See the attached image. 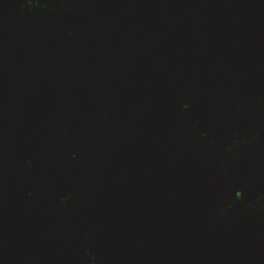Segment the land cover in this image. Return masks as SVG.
Instances as JSON below:
<instances>
[{
	"label": "water",
	"instance_id": "water-1",
	"mask_svg": "<svg viewBox=\"0 0 264 264\" xmlns=\"http://www.w3.org/2000/svg\"><path fill=\"white\" fill-rule=\"evenodd\" d=\"M0 264H264V0H0Z\"/></svg>",
	"mask_w": 264,
	"mask_h": 264
}]
</instances>
